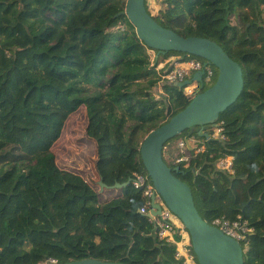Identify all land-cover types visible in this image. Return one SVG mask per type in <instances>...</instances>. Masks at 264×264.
Listing matches in <instances>:
<instances>
[{"label":"trees","instance_id":"16d2710c","mask_svg":"<svg viewBox=\"0 0 264 264\" xmlns=\"http://www.w3.org/2000/svg\"><path fill=\"white\" fill-rule=\"evenodd\" d=\"M126 3L0 0V264L47 257L58 264L86 258L182 264L176 245L160 240L140 212L139 190L130 184L103 202L86 179L59 166L53 150L68 117L84 107L99 178L123 184L134 172L147 173L143 139L190 102L173 83L157 90L162 72L155 50L127 16H118ZM164 3L158 23L216 41L242 66L245 81L239 99L216 120L224 139L208 140L194 126L185 132L205 150L192 151L188 166L165 159L191 186L207 222L248 220L245 264H264V0ZM172 55L202 59L180 51L159 59ZM226 155L234 156L233 171L217 166Z\"/></svg>","mask_w":264,"mask_h":264},{"label":"water","instance_id":"95a60500","mask_svg":"<svg viewBox=\"0 0 264 264\" xmlns=\"http://www.w3.org/2000/svg\"><path fill=\"white\" fill-rule=\"evenodd\" d=\"M118 16H127L138 37L157 51V58L170 51H180L205 59L216 67L217 78L207 88H204L202 82L204 70L195 73L191 79L174 83L183 90L197 80L202 82V90L196 93L183 110L168 122L157 126L143 139L140 153L157 192L188 230L199 264H245L240 242L203 218L196 206L191 186L173 173V168L164 156L165 145L194 126H198L199 134L208 140L214 139L209 132L204 131L205 126H217L216 120L220 114L241 96L245 85L242 66L216 41L199 36H184L162 26L150 13L147 0H127L125 10ZM186 140L189 142L188 138ZM188 146L192 149L189 143ZM99 184L103 189L122 190L131 184V179L123 184L117 182L108 186L100 178ZM152 207L151 213L145 214L148 218L161 212L158 203H153ZM62 264L126 263L86 258Z\"/></svg>","mask_w":264,"mask_h":264},{"label":"built area","instance_id":"2783aa9c","mask_svg":"<svg viewBox=\"0 0 264 264\" xmlns=\"http://www.w3.org/2000/svg\"><path fill=\"white\" fill-rule=\"evenodd\" d=\"M150 1H156L158 3H161V1L164 2V0H147V2ZM203 60L191 57H188L187 59H184V57H182L179 60H175L170 69L162 72L161 79L157 84V90L162 93L163 85L166 82L174 84L179 81L191 79L195 73H198L202 70L205 71L202 81L204 84V88L212 85L214 83L216 74H218L216 67L207 60ZM212 66L215 67L216 71ZM202 82L194 80L191 84L184 87L183 91L185 95L192 99L198 91L202 90ZM222 130L223 128L219 125L213 126L212 131L214 133L210 137L224 139ZM191 137L195 141L194 147H192L193 144L189 136L182 137L181 139L177 140L176 148L178 154L176 155L173 164L185 162L186 166H188L192 158V151L199 153L205 150V145H200V139L196 138L195 136ZM186 138H188L189 142H187ZM188 143L190 144L192 149L188 146ZM167 145H165L164 150L166 149ZM217 166L221 169H230L231 171H233L234 156L226 155L220 158L217 161ZM131 184L135 189L139 190L142 193V196L145 200L144 205L140 208L141 213H151L153 203H158L161 206V212L157 215H152V218H149L156 227V234L158 238L160 240L171 242L176 245L175 257L177 260L181 261L182 264H197L188 230L181 220L180 221L182 225H177L175 219H178V217L163 201L161 195L157 192L150 176L147 173L134 172L131 178ZM211 224L219 227L227 235L238 240L242 245L243 250L247 248L249 235L253 231V228L250 227L248 220L243 219L241 216H238V218L235 220L221 217L215 219ZM58 263V258L47 257L37 264Z\"/></svg>","mask_w":264,"mask_h":264},{"label":"rangeland","instance_id":"374dc122","mask_svg":"<svg viewBox=\"0 0 264 264\" xmlns=\"http://www.w3.org/2000/svg\"><path fill=\"white\" fill-rule=\"evenodd\" d=\"M148 3L149 2H147V7L149 9ZM161 3H163L162 9L166 8L167 4H165L163 1H161ZM149 11L151 13L150 9ZM212 67L215 70V67ZM156 97L161 98L159 92L156 93ZM86 124V110L84 107H81L75 113L68 117L63 134L54 145L53 150L56 154L59 166L63 169L73 171L86 179V181H88V183H90L95 188V190L98 191L100 200L105 202L111 198L120 196L121 190L104 189L100 191L101 186L98 183L99 176L94 166V161L96 159V147L94 142L85 134ZM211 127L212 125H206L205 130L211 131L213 129ZM183 134L176 137L175 139H172V141L167 145L165 149L164 156L166 155V158L167 154H169L170 156V151L172 152V156H168L167 158V161L170 163H173L176 155L178 154L176 148L177 140L190 135L189 132L185 131ZM189 137L191 139V142L195 144L193 138L191 136ZM175 221L178 226L182 225L179 218H176Z\"/></svg>","mask_w":264,"mask_h":264},{"label":"crops","instance_id":"0c3cea01","mask_svg":"<svg viewBox=\"0 0 264 264\" xmlns=\"http://www.w3.org/2000/svg\"><path fill=\"white\" fill-rule=\"evenodd\" d=\"M148 6H149V9L151 10V14L153 15V16H157L158 14H159V12H160V10H162V6H163V3H158V2H156V1H150L149 3H148ZM151 53H152V55L155 57V59L157 60L158 59V64H157V62H155L154 64L155 65H157V70L158 71H161V72H163V71H166V70H168L172 65H173V62L175 61V60H179L180 58H182L181 56H178V55H172V56H170L169 58H167V59H165V58H160L159 59V57L157 58L156 57V53H155V51H151ZM163 90V89H162ZM164 92V91H163ZM211 128H213V127H211ZM213 130V129H212ZM208 131V130H207ZM193 144V143H192ZM194 145L195 144H193V146L192 147H194ZM164 152H165V150H164ZM170 156H172V152L170 151ZM168 156H169V154H167V158H168ZM169 156V157H170ZM165 158H166V155H165ZM166 158V159H167ZM100 182V178H99V181H98V183ZM100 185V184H99ZM104 189H106V188H104ZM103 188H101L100 189V191H102V190H104ZM107 190H110V189H107Z\"/></svg>","mask_w":264,"mask_h":264},{"label":"clouds","instance_id":"9594fccd","mask_svg":"<svg viewBox=\"0 0 264 264\" xmlns=\"http://www.w3.org/2000/svg\"><path fill=\"white\" fill-rule=\"evenodd\" d=\"M191 100V99H190ZM218 125V124H217ZM213 127V126H212ZM205 131V130H204Z\"/></svg>","mask_w":264,"mask_h":264},{"label":"flooded vegetation","instance_id":"af4514ba","mask_svg":"<svg viewBox=\"0 0 264 264\" xmlns=\"http://www.w3.org/2000/svg\"><path fill=\"white\" fill-rule=\"evenodd\" d=\"M206 88V87H205Z\"/></svg>","mask_w":264,"mask_h":264}]
</instances>
